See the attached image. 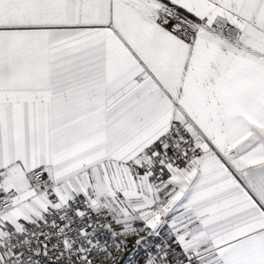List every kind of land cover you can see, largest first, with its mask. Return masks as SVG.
I'll return each instance as SVG.
<instances>
[{
	"label": "snow or ice",
	"instance_id": "obj_1",
	"mask_svg": "<svg viewBox=\"0 0 264 264\" xmlns=\"http://www.w3.org/2000/svg\"><path fill=\"white\" fill-rule=\"evenodd\" d=\"M0 264H264V0H0Z\"/></svg>",
	"mask_w": 264,
	"mask_h": 264
}]
</instances>
